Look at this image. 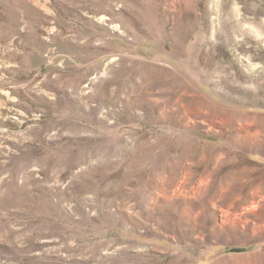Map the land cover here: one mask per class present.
Masks as SVG:
<instances>
[{
	"label": "rangeland",
	"instance_id": "374dc122",
	"mask_svg": "<svg viewBox=\"0 0 264 264\" xmlns=\"http://www.w3.org/2000/svg\"><path fill=\"white\" fill-rule=\"evenodd\" d=\"M0 264H264V0H0Z\"/></svg>",
	"mask_w": 264,
	"mask_h": 264
}]
</instances>
